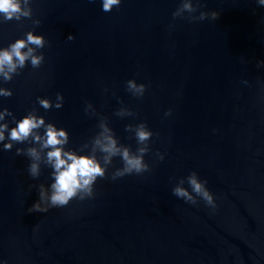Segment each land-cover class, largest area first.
<instances>
[{
  "label": "water",
  "instance_id": "obj_1",
  "mask_svg": "<svg viewBox=\"0 0 264 264\" xmlns=\"http://www.w3.org/2000/svg\"><path fill=\"white\" fill-rule=\"evenodd\" d=\"M180 2L123 0L104 12L100 0H34L45 62L4 83L13 95L0 97V106L17 118L36 107L68 129L72 147L99 131L85 101L133 150L125 125L145 121L154 133L145 155L151 171L100 179L93 199L29 213L38 193L28 185L48 184L50 170L33 180L15 147L0 151V257L9 264H264V68L256 67L264 59V8L201 0V11L220 13L216 20L173 19ZM33 27L27 18L0 25V47ZM132 78L148 85L143 98L126 91ZM57 92L64 106L45 113L36 97L55 100ZM121 101L134 117L114 114ZM157 149L167 153L163 161ZM121 166L114 158L109 175ZM193 170L217 196L215 214L172 195Z\"/></svg>",
  "mask_w": 264,
  "mask_h": 264
},
{
  "label": "clouds",
  "instance_id": "obj_2",
  "mask_svg": "<svg viewBox=\"0 0 264 264\" xmlns=\"http://www.w3.org/2000/svg\"><path fill=\"white\" fill-rule=\"evenodd\" d=\"M33 3L34 0H0V25L12 20L21 22L27 18L34 26L7 46L0 47V97L13 95L11 88L2 85L12 81L28 64L36 69L45 62V55L40 49H43L48 41L44 35L36 34L35 26L40 25L41 20L34 17ZM122 3L123 0H100L101 10L104 12H111ZM255 3L264 8V0H255ZM203 6L201 0H181L172 12V17L190 21L216 20L219 17L220 13L216 10L201 11ZM197 12L199 14L194 15ZM185 13L188 14L187 17ZM260 22L264 23V17H261ZM67 39L73 40L75 36L69 33ZM256 67L264 68V59H258ZM241 83L249 85L247 79L241 80ZM125 88L133 97L143 98L148 85L138 83L132 78L125 81ZM103 91L107 92V87ZM261 98L264 99V85ZM64 100V95L60 92L56 93L55 100L46 96L36 97V102L45 113L53 108L61 109ZM84 112L90 117H98L99 131L79 146L72 147L68 129L48 121L36 107L17 118L8 107L0 106V151H11L15 147L17 156H25L28 159L27 174L33 180H38L42 168L50 170L48 184L28 185L29 191L35 188L38 193V199L27 209L29 213H46L52 208H63L74 199H93L96 195V183L100 179L116 181L125 175H143L151 171V165L145 160V155L152 151L150 141L154 133L145 121L125 125V131L136 140L137 147L133 150L130 145L120 143L109 126L108 117L102 115L91 102L85 101ZM172 113L173 109L169 108L164 116H171ZM114 114L121 118L136 115L123 101ZM215 131L217 130L213 129V132ZM17 145L24 146L16 147ZM166 155V152L157 149L154 158L163 161ZM116 157L120 158L122 166L116 167L109 175V168ZM207 185V179H202L198 172L193 170L187 176H182L173 185L171 192L173 196L193 206H199L203 202L209 213L215 214L220 205L217 196ZM0 264H9V259L0 257Z\"/></svg>",
  "mask_w": 264,
  "mask_h": 264
}]
</instances>
